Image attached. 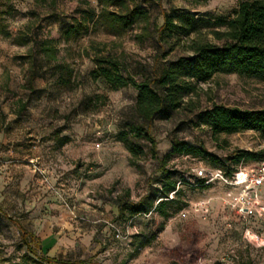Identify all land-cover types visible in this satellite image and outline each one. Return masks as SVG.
Masks as SVG:
<instances>
[{
    "label": "rangeland",
    "instance_id": "rangeland-1",
    "mask_svg": "<svg viewBox=\"0 0 264 264\" xmlns=\"http://www.w3.org/2000/svg\"><path fill=\"white\" fill-rule=\"evenodd\" d=\"M242 1L163 0L162 8L158 2L146 7L160 27L161 9L180 25L185 13L196 18L228 17ZM101 8L99 0H0V24L9 33L0 34V207L35 237L32 245L39 254L56 259L98 264H264V211L261 220L247 226L226 207L230 189L222 183L197 186L195 171L210 167L201 158L170 159L168 168L188 184L178 183L184 190L178 200L182 208L170 206L169 219L153 212L119 216L123 203H137L148 194L160 176V165L147 155L139 160L142 172L130 166L129 153L117 136L138 91L133 87L112 91L103 80H92L94 57L98 49L116 55L142 81L169 62L190 56V40L179 35L170 44H160L156 36L141 42L137 27L115 37L99 20ZM74 18L85 21L87 30L66 41L60 26ZM23 37L52 39L57 61L72 70L71 85L59 84V74L48 68L30 89L32 44H24ZM207 38L214 41L208 33ZM189 103L170 119L154 123L151 132L160 157L175 145L186 144L204 147L218 158L245 150L261 153L264 159V138L258 132L213 136L209 127L198 123V114L214 105L264 110V82L219 74L200 85ZM258 162L243 164L252 168ZM202 202L208 203L207 214L201 210ZM155 234L152 243L140 249ZM27 254L28 264H44L28 252L18 226L0 214V264L20 263Z\"/></svg>",
    "mask_w": 264,
    "mask_h": 264
},
{
    "label": "trees",
    "instance_id": "trees-1",
    "mask_svg": "<svg viewBox=\"0 0 264 264\" xmlns=\"http://www.w3.org/2000/svg\"><path fill=\"white\" fill-rule=\"evenodd\" d=\"M129 1L133 2L131 6L128 0H99L102 5L99 20L111 35L120 37L137 27L141 32L137 38L141 42L156 36L160 44H170L169 40L179 35H184L190 40L187 47L191 52L190 56L169 62L161 71L142 81H138L127 71L118 56L102 54L101 49H98L94 57L95 68L90 72L92 80H103L112 91L127 87L138 91L131 112L121 119L117 140L129 153L130 166L137 168L139 172H142L139 160L147 155L160 165V176L152 181L148 194L137 203H123L119 216L133 218L153 212L167 220L172 216L170 206L176 205L178 210L182 208L178 205V200L184 196V190L178 183L188 184L185 177L181 176L179 181L178 173L168 168L172 157L184 155L201 158L208 162L209 169L219 170L227 177L234 176L239 165L245 161L263 160L261 153L245 150H237L225 158H218L204 147L186 144L175 145L172 151L160 157L151 129L156 120H168L175 112L187 104H192L189 99L198 94L200 85L209 83L216 75L236 74L264 82V0H244L232 15L222 18H196L195 15L185 13L180 17V25L172 15L161 9L163 24L160 27L153 21L146 5L158 2L162 8L163 0ZM192 1L195 4H203L208 0ZM85 30V21L78 18L60 26L61 36L66 41ZM207 33L213 36L214 41L208 40ZM0 34L9 35L6 27L1 24ZM176 40H180L179 37ZM23 43L32 44L28 71L30 89H34L36 80L44 78L48 68L59 74V84L71 85L72 70L57 61V49L52 39L47 37L34 40L23 37ZM198 123L209 127L213 136L254 131L264 138V110H242L237 107L214 105L198 114ZM197 180L199 187L210 186L206 184L205 179L197 177ZM0 214L18 226L28 252L44 264H98L87 260L70 261L39 254L32 245L35 237L1 207ZM155 238L156 234L142 243L140 249L150 245ZM28 260L31 259L27 254L16 264H28Z\"/></svg>",
    "mask_w": 264,
    "mask_h": 264
},
{
    "label": "built area",
    "instance_id": "built-area-1",
    "mask_svg": "<svg viewBox=\"0 0 264 264\" xmlns=\"http://www.w3.org/2000/svg\"><path fill=\"white\" fill-rule=\"evenodd\" d=\"M198 178L206 184L222 183L230 189L231 195L226 200V207L248 226L251 221L261 220L264 208V159L254 167L247 168L242 163L232 177H227L219 170L201 168L195 171ZM208 203L200 204L203 213H208ZM247 233L250 230L247 229Z\"/></svg>",
    "mask_w": 264,
    "mask_h": 264
}]
</instances>
